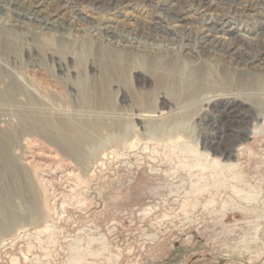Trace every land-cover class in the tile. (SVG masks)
Segmentation results:
<instances>
[{"label":"rangeland","instance_id":"374dc122","mask_svg":"<svg viewBox=\"0 0 264 264\" xmlns=\"http://www.w3.org/2000/svg\"><path fill=\"white\" fill-rule=\"evenodd\" d=\"M147 2L137 0L139 7ZM56 5L43 11L58 24L85 31L98 24L89 6L73 17L59 14ZM130 14L117 18L116 28L147 31L148 19ZM22 31L0 26V55L54 105L44 113L47 121L78 134L36 123L20 134L28 111L0 105V207L7 202L14 216L0 230V264H264V118L213 138L216 151L206 149L218 134L191 128L205 113L197 116L200 106L141 125L125 64L114 78L101 68L92 43L81 47ZM51 55L67 67L72 56L78 78L89 75L103 85L107 96L94 103L96 113L77 94L74 76L56 71ZM155 85L143 108L167 113L162 96L181 107L184 91ZM69 135L76 145L66 142Z\"/></svg>","mask_w":264,"mask_h":264},{"label":"bare ground","instance_id":"6f19581e","mask_svg":"<svg viewBox=\"0 0 264 264\" xmlns=\"http://www.w3.org/2000/svg\"><path fill=\"white\" fill-rule=\"evenodd\" d=\"M51 3L59 4V14L73 17L89 6L99 15L98 24L86 31L58 24L44 14V7ZM10 5L14 9L10 10ZM94 6L101 11H95ZM130 12L148 19L147 31L136 35L135 30L124 33L116 28V19L128 20ZM58 15L54 16L56 20ZM246 21H251L249 29ZM0 26L8 31L32 30L49 41L75 40L81 42V47L92 43L101 68L114 78L121 77L125 64L135 82L132 100L140 109H136L134 118L141 125L161 115L168 119L186 106H200L197 116L205 113L191 128L202 126L203 134H218L204 143L206 149L216 151L210 147L217 145L213 138L225 139L232 134L230 130L238 134L243 132L242 124L254 125L264 118V0H148L142 7L137 0H0ZM68 58L70 67L52 55L49 61L61 76H74L77 94L91 102L88 109L96 113L94 103L107 96L103 85L89 75L78 78L75 60ZM52 80L61 85L58 77L52 76ZM155 84L184 91L186 94L178 95L181 107L162 96L167 113L143 108L154 99ZM0 105L28 111L21 116L20 134H24L28 123L57 134H78L66 123L51 125L47 121L44 113L55 111L54 105L36 85L23 83L1 55ZM73 137L69 135L66 142L76 145ZM224 154L229 158L230 148ZM0 217V230L5 231L14 218L7 202L0 207Z\"/></svg>","mask_w":264,"mask_h":264}]
</instances>
